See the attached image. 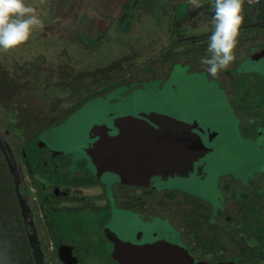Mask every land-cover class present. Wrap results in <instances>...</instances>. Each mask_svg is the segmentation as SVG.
<instances>
[{"label": "rangeland", "instance_id": "rangeland-1", "mask_svg": "<svg viewBox=\"0 0 264 264\" xmlns=\"http://www.w3.org/2000/svg\"><path fill=\"white\" fill-rule=\"evenodd\" d=\"M24 3L36 10L43 27L33 29L26 45L0 50V119L7 126L25 114V124H31L16 135L36 180L62 187L84 184L44 177L43 161L49 168L68 161L73 172L89 166L106 186H97L96 193L104 191L111 197L109 229L117 237L135 245L184 244L188 240L170 222L158 219L144 225L118 210L112 194L120 175L111 169L98 174L92 165L89 134L95 126L154 112L186 123L197 121L218 133L213 151L202 156L208 164L206 179L155 177L152 183L159 192L183 193L216 210L224 176L245 185L249 180L253 185L264 182V59L251 58L264 49V26L259 27L264 24V0H244L235 61L216 78L201 64V58L209 55L212 0H200L199 8L189 0ZM54 110L64 117L51 122ZM48 152L57 158H49ZM0 166L4 167L1 156ZM85 180L91 186L99 184L91 176ZM260 194L264 196V189ZM262 211L264 202L259 217ZM7 245L0 240L5 253L0 264H11Z\"/></svg>", "mask_w": 264, "mask_h": 264}, {"label": "flooded vegetation", "instance_id": "flooded-vegetation-1", "mask_svg": "<svg viewBox=\"0 0 264 264\" xmlns=\"http://www.w3.org/2000/svg\"><path fill=\"white\" fill-rule=\"evenodd\" d=\"M262 26L264 24L259 25ZM242 31L243 29H240V32ZM7 75L11 78L9 74ZM56 113V110L52 112L51 122L55 118L64 117ZM24 116L25 114L12 120L7 126L0 119V135L7 139L15 153L17 167L22 177L21 189L29 205L24 220L10 176L17 205L16 230L22 236L20 243L11 244L16 248L15 252L8 246L6 254L11 264H35L28 236L32 233L38 235L46 264H121L114 256L117 244L132 250L171 245L186 252L188 261L193 264H264V211L263 216L259 217L264 202V196L260 194L264 189V182L254 186L252 180H249L245 185L242 180L234 179L232 176L228 179V176H224L218 185L221 194L219 205L214 210L211 205L201 203L198 198L183 193L176 194L165 190L159 192L158 187L152 183L155 177L167 179L175 177L153 176L138 185L126 183L120 176V184L114 186L112 194L118 210L130 213L144 225H151L158 219L168 221L188 240L182 245L170 241L155 245H135L121 240L110 231L109 224L113 219L111 197L104 191L96 193L94 189L97 186L103 188L106 186L101 185L89 166L80 168L79 172H73V166L68 161L55 162L52 168L47 167L48 162L43 161L40 165L44 177L49 175H54L57 179L66 177V180L70 178L74 181L83 180L84 184L74 186L65 184L62 187L50 181L36 180L33 169L25 158L26 153L21 149L20 139L16 135L31 127V124H25ZM195 123L197 128L192 132L199 134L205 146L210 149L209 152H212V144L218 133L204 129L197 121L189 124ZM106 125L112 127L111 124ZM248 126L246 125V128L251 132L253 129ZM262 127L264 128V122ZM262 134L263 131L258 132L259 136ZM89 135L92 157L91 151L100 136L93 138L91 133ZM109 135L115 136L117 132H109ZM0 154L2 155L1 151ZM47 155L49 158H57L49 155V152ZM2 157L5 162L3 155ZM39 157H42L41 153ZM92 165L98 174L105 170L98 167L93 157ZM194 165L196 170L193 173L178 178L196 177L205 180L208 176L207 161L201 157ZM87 176L98 180L99 184L89 185L86 180L84 181ZM189 238L193 241L190 242ZM18 247L25 249V252L17 251ZM4 254L0 250V260Z\"/></svg>", "mask_w": 264, "mask_h": 264}, {"label": "water", "instance_id": "water-1", "mask_svg": "<svg viewBox=\"0 0 264 264\" xmlns=\"http://www.w3.org/2000/svg\"><path fill=\"white\" fill-rule=\"evenodd\" d=\"M264 58V49L256 52L253 60ZM197 124H189L158 113L118 117L112 127L104 124L91 130L93 138H100L91 155L102 170L116 171L126 183L141 185L153 176L185 177L193 173L195 162L210 151L201 136L192 132ZM117 135L110 136L109 132ZM0 151L4 156L20 211L26 220L29 205L22 192V177L15 153L7 139L0 135ZM35 264H46L37 233L29 234ZM114 256L121 264H193L186 252L164 245L140 250L116 245Z\"/></svg>", "mask_w": 264, "mask_h": 264}, {"label": "clouds", "instance_id": "clouds-1", "mask_svg": "<svg viewBox=\"0 0 264 264\" xmlns=\"http://www.w3.org/2000/svg\"><path fill=\"white\" fill-rule=\"evenodd\" d=\"M189 3L202 7L200 0H189ZM211 7L209 55L201 58V64L206 66L208 74L216 78L235 61L234 50L245 19L244 0H212ZM37 27L42 28L43 21L34 8L25 5L24 0H0V50L8 51L23 44Z\"/></svg>", "mask_w": 264, "mask_h": 264}, {"label": "trees", "instance_id": "trees-1", "mask_svg": "<svg viewBox=\"0 0 264 264\" xmlns=\"http://www.w3.org/2000/svg\"><path fill=\"white\" fill-rule=\"evenodd\" d=\"M0 156L4 162L1 154ZM2 166H0V240L3 244L8 243L7 246H11L20 243L22 236L16 230L17 205L11 178L5 162L4 167Z\"/></svg>", "mask_w": 264, "mask_h": 264}, {"label": "crops", "instance_id": "crops-1", "mask_svg": "<svg viewBox=\"0 0 264 264\" xmlns=\"http://www.w3.org/2000/svg\"><path fill=\"white\" fill-rule=\"evenodd\" d=\"M23 44H25V45H26V44H27V42H26V43H23Z\"/></svg>", "mask_w": 264, "mask_h": 264}]
</instances>
